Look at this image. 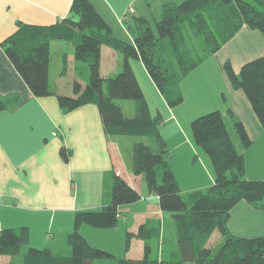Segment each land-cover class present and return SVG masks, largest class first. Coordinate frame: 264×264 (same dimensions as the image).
I'll list each match as a JSON object with an SVG mask.
<instances>
[{"label":"crops","instance_id":"obj_1","mask_svg":"<svg viewBox=\"0 0 264 264\" xmlns=\"http://www.w3.org/2000/svg\"><path fill=\"white\" fill-rule=\"evenodd\" d=\"M177 1L180 0H90L114 37L131 44L134 35L127 29L126 21L132 22L140 16L156 28L163 5ZM72 3L73 0H0V96L5 103L0 109V228L27 227L28 246L49 247L55 254L68 255L71 248L67 235L74 229L76 212L96 210L110 201L114 174H119L141 193V198L120 206L118 223L112 228L87 223L80 226L79 231L89 244L114 256L95 259L93 264H116L117 258H141L146 242L151 256L157 248L159 258H178L174 220L160 208L158 196L149 192L143 175L132 171V150L127 151L123 146L125 135L106 133L95 103L66 112L56 95L36 96L2 45L16 31L18 21L54 24L70 13ZM129 8L133 9L130 15L126 14ZM262 55L263 33L243 25L217 52L204 58L181 80L183 100L175 106L169 104L142 60L128 58L150 113L163 118L159 134L166 143L165 157L183 195L215 182L211 159L194 142L191 129L193 119L213 110L222 112L236 148L244 155L245 176L264 180V126L244 90L232 86L224 69V64L230 61L239 72L243 64ZM67 59L74 65V49ZM123 63L120 52L106 44L101 46L100 70L104 77L119 73ZM201 66H207L211 79L194 73ZM65 71L60 74L65 75ZM50 72L51 60L49 78ZM62 77L57 76L54 83L50 79L51 85L60 94L75 95L74 90L62 89ZM75 80L83 86L88 83ZM235 118L242 121L252 139L247 148L234 131ZM63 146L70 151L68 161L61 154ZM144 224L154 228L152 231L159 229V235L148 239L133 236L128 242L127 234L137 233ZM227 226L236 236H264V209L242 199L231 209ZM215 231L207 242L208 247ZM216 238L219 241L218 235ZM14 259L23 264L22 255L0 256V264Z\"/></svg>","mask_w":264,"mask_h":264},{"label":"trees","instance_id":"obj_2","mask_svg":"<svg viewBox=\"0 0 264 264\" xmlns=\"http://www.w3.org/2000/svg\"><path fill=\"white\" fill-rule=\"evenodd\" d=\"M126 21L134 35V44L117 39L90 0H73L70 13L50 25L17 22L16 31L2 45L9 59L36 96L56 95L63 111L86 103L98 105L104 128L109 135L149 136V143L138 140L131 151V169L142 174L149 192L159 198V206L174 220L178 258L163 259L150 255L146 242L141 258H117L116 264H264V236L253 238L232 234L227 226L231 209L242 199L264 209V180L245 176V160L236 148L228 124L220 110H213L191 121L194 142L211 159L215 182L203 189L183 195L165 157L166 143L159 134L163 118L152 116L140 83L128 58L142 60L151 78L171 106L182 102L181 80L204 58L217 52L243 25L260 30L264 35V0H180L163 5L156 30L144 17ZM201 43L197 54L189 43L190 33ZM64 39L73 45L75 60L89 66V80L83 86L75 80V95H64L51 85L49 66L51 42ZM109 45L124 56L122 70L114 76L101 74V46ZM67 69V54H64ZM234 88L243 89L264 126V55L252 59L235 71L230 61L224 64ZM118 99L134 100L127 114ZM5 107L0 96V109ZM232 126L242 145L252 139L240 119ZM68 161L70 151L61 148ZM141 193L122 176L114 174L112 196L101 208L75 214L74 229L67 235L71 248L68 255L55 254L49 248L28 246V228H0V256L22 255L23 264H93L95 259L114 258L106 250L92 246L80 233L83 223L99 228L117 225L119 208L138 201ZM144 224L137 233L127 234L142 239L158 236ZM218 230L222 241L218 248L208 247L212 233ZM153 232V233H152ZM25 248L24 251V247ZM18 264L11 260L9 263Z\"/></svg>","mask_w":264,"mask_h":264},{"label":"rangeland","instance_id":"obj_3","mask_svg":"<svg viewBox=\"0 0 264 264\" xmlns=\"http://www.w3.org/2000/svg\"><path fill=\"white\" fill-rule=\"evenodd\" d=\"M161 19V18H160ZM153 27V26H152ZM154 28V27H153ZM156 30V28H154ZM157 33V30H156ZM189 38V43L192 45L193 49L197 54L201 53V43L200 40L193 35V33H190ZM73 45L64 41V40H54L51 43V72H50V79L51 82H55V79L57 76H63L60 81L63 83L62 84V89L67 90V92L71 89L73 90L74 86V79L78 78L80 80H83L88 82L89 80V66L86 63L76 61L74 65L72 63L67 64V69L65 71V75L60 74L62 70H64L65 65H64V54H69L70 52H73ZM76 68V72H75ZM122 70V69H121ZM194 73H199L201 77L207 76L209 79H211V75L208 71L207 66H201L196 70ZM114 76V75H113ZM58 80V78L56 79ZM216 77L213 79V83L216 81ZM72 88H71V87ZM117 102L121 104L124 108V111L127 114H130L132 112L134 100L132 99H118ZM125 138H123V146L126 148V150H132L133 143L138 140L145 141L149 143L151 141V138L149 136H141V135H132V134H124ZM131 146V147H130ZM215 235V236H214ZM219 236V241L217 240L216 236ZM211 247L213 248H218L221 244L222 238L221 234L218 230L215 231V234H213V238H211ZM158 251L157 248L152 253V256H157ZM164 256L167 257L165 254ZM165 257V258H166ZM21 258V257H19Z\"/></svg>","mask_w":264,"mask_h":264},{"label":"built area","instance_id":"obj_4","mask_svg":"<svg viewBox=\"0 0 264 264\" xmlns=\"http://www.w3.org/2000/svg\"><path fill=\"white\" fill-rule=\"evenodd\" d=\"M132 12H133V9H132V8H129V9L127 10V13H126V14L130 15Z\"/></svg>","mask_w":264,"mask_h":264}]
</instances>
